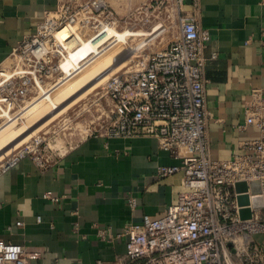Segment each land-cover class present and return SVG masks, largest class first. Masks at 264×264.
Here are the masks:
<instances>
[{
    "label": "built area",
    "instance_id": "2783aa9c",
    "mask_svg": "<svg viewBox=\"0 0 264 264\" xmlns=\"http://www.w3.org/2000/svg\"><path fill=\"white\" fill-rule=\"evenodd\" d=\"M148 1L153 11L145 9L146 21L171 3L180 12L179 35L160 50L134 53L128 45L137 34L128 23L135 17V0H59L54 10L45 12L34 36L41 35L47 25L51 34L66 28L72 33L76 23L90 30L84 33L87 36L110 31L125 34L126 49L115 56L111 71L103 77L108 79L112 121L91 136L107 141L153 138L180 160L178 165L158 169L160 179L183 175V190L163 216L145 215L140 223H128L117 234L108 226L94 224L102 242L120 240L126 246L113 262L97 264H264V91H251L244 103L245 119L236 127L238 131L253 127L256 136L243 140L242 152L232 159H213L206 96V50L212 35L201 24V0ZM121 20L126 22L122 32L118 31ZM217 58L214 53L212 59ZM32 159L42 168L54 161ZM21 160L12 161L2 173ZM253 182H259V193L252 192ZM241 183L247 185V192L237 191ZM241 195L249 196V205H239ZM47 197L52 198L50 193ZM257 198L262 200L258 208ZM128 203L134 209L137 206L135 198ZM246 208L251 210L250 218H242ZM41 257L40 252L0 239V264H34Z\"/></svg>",
    "mask_w": 264,
    "mask_h": 264
},
{
    "label": "crops",
    "instance_id": "0c3cea01",
    "mask_svg": "<svg viewBox=\"0 0 264 264\" xmlns=\"http://www.w3.org/2000/svg\"><path fill=\"white\" fill-rule=\"evenodd\" d=\"M58 2L0 0V66L37 34L45 12ZM201 4L202 27L212 35L206 50L211 152L215 160H230L242 152L243 140L256 136L253 127H236L245 119L251 91H264V0ZM178 164L153 138L92 136L46 168L23 159L0 175V239L40 252L34 264L113 262L126 246L102 242L94 224L117 234L145 215L163 216L183 190V175L160 179L158 169ZM130 198L137 200L135 209Z\"/></svg>",
    "mask_w": 264,
    "mask_h": 264
},
{
    "label": "rangeland",
    "instance_id": "374dc122",
    "mask_svg": "<svg viewBox=\"0 0 264 264\" xmlns=\"http://www.w3.org/2000/svg\"><path fill=\"white\" fill-rule=\"evenodd\" d=\"M149 3L148 0H135V17L128 22L133 24L132 31L137 33L130 37L128 44L135 49L134 53L143 49L148 52L163 49L180 32V12L176 6L172 3L165 5L156 12L154 18L146 21L143 15L145 9L153 11ZM125 23L122 20L119 22L121 26L118 31H123L121 27ZM79 24L71 28L72 39H77L78 46L87 40L100 41L98 50H103L105 54L97 56L96 60V53L88 55L80 66H87L93 58L95 62L86 69L83 67V71L75 76V81L68 87L52 92L36 112L28 114V106L46 92L54 90L58 84L67 81L70 75L62 65L69 52L77 46L65 44L58 31L55 34L49 33L51 26L47 25L41 35L24 39L0 66V173L12 161L20 158L23 160L39 156L59 159L90 137L95 130L107 128L111 123L113 105L106 87L108 79L103 80L102 77L92 81L103 70V76L107 75L115 56L124 51L126 45L118 42L115 36H87L84 33L90 30L81 29L83 26Z\"/></svg>",
    "mask_w": 264,
    "mask_h": 264
},
{
    "label": "bare ground",
    "instance_id": "6f19581e",
    "mask_svg": "<svg viewBox=\"0 0 264 264\" xmlns=\"http://www.w3.org/2000/svg\"><path fill=\"white\" fill-rule=\"evenodd\" d=\"M69 29L70 28H66V29H64V30H62V32H60V37H62L64 40H65V44H67V45H69V46H71V47H73V46H77L76 48H74V50L73 51H71V52H69V56L67 57V60L63 63V65H62V67L65 69V72L67 73V74H69L70 76L69 77H67V81H64V84L62 83H60V84H58V86L57 87H55L54 88V90H52L51 92H46L45 93V95H43V96H41L40 98H38L35 102H33L30 106H28V108H27V113L28 114H32V113H34V112H36L37 110H39L40 109V107L43 105V102H44V100L45 99H49L50 98V95L52 94V92H54V91H56V90H59V89H62V88H66V87H68L70 84H72L74 81H75V76H77L80 72H81V70H82V68L83 67H85V69H86V67H88V66H90L92 63H94L95 61L93 60L94 58H95V60L96 59H98V57L97 56H102V55H104L105 53H102L103 52V50L102 51H99L98 49V46L99 45H101L100 44V41H98V43L97 42H95V41H91V40H87V41H85V42H83V43H81L79 46H78V41H77V39H72V33L69 31ZM121 34L122 33H117V32H113V31H110L109 32V34H107V35H104V36H113V35H116L117 37H118V39L119 40H121V42L122 41H124L125 39H124V36L125 35H123V36H121ZM100 40V39H99ZM115 42H117V41H115ZM119 42V41H118ZM97 43V44H96ZM91 53H96V56L93 58V59H91V61H89L88 63H87V66L85 65V66H83V67H81L80 65H81V62L85 59V58H87L88 57V55H90ZM111 53V52H110ZM97 57V58H96ZM105 57V56H104ZM122 57H124V56H122ZM78 65H79V67H78ZM95 66V65H94ZM109 66V65H108ZM78 67V68H77ZM107 67V66H106ZM77 68V69H76ZM108 68V67H107ZM84 69V68H83ZM83 71V70H82ZM101 72H103V73H101ZM101 72H99L97 75H96V78H94L93 79V81L92 82H94V80H97V79H100V78H102V77H104L103 76V74L105 73V71L103 70V71H101ZM98 76V77H97ZM77 80V79H76ZM104 80V79H103ZM66 82H67V84H66ZM66 84V85H65ZM92 84V83H91ZM87 85V84H86ZM53 114V113H52ZM40 123H41V121H40ZM39 123V124H40ZM29 131H30V129H29ZM29 131H27V132H25V134L26 133H28ZM23 136V135H22ZM25 136V135H24ZM21 137V134H20V136L18 135V138H20Z\"/></svg>",
    "mask_w": 264,
    "mask_h": 264
},
{
    "label": "water",
    "instance_id": "95a60500",
    "mask_svg": "<svg viewBox=\"0 0 264 264\" xmlns=\"http://www.w3.org/2000/svg\"><path fill=\"white\" fill-rule=\"evenodd\" d=\"M252 192L259 193L260 192V185L259 182H253L251 185ZM237 191L239 193H244L248 191V187L245 183H241L237 185ZM239 205L240 206H247L249 205V196L248 195H241L239 197ZM255 207H261L262 206V200L260 198H257L255 200ZM242 218H250L251 217V210L249 208L243 209L241 211Z\"/></svg>",
    "mask_w": 264,
    "mask_h": 264
}]
</instances>
